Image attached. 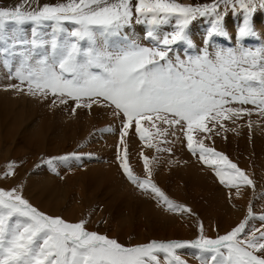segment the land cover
I'll use <instances>...</instances> for the list:
<instances>
[{"label": "snow or ice", "instance_id": "6c2138e0", "mask_svg": "<svg viewBox=\"0 0 264 264\" xmlns=\"http://www.w3.org/2000/svg\"><path fill=\"white\" fill-rule=\"evenodd\" d=\"M31 5L32 0H20L14 7H0V57L9 68V78L19 82L10 88L45 99L51 94L60 104L71 99L75 102L74 113L77 108H91L93 104L111 109L121 117V144L133 124L139 139H146L141 126L144 120L155 118L172 127L180 126L188 150L213 169L221 185L237 190L241 185L253 186V181L226 155L206 147L203 141L194 146L192 133L211 131L208 123L214 128L221 119L251 114L250 109L227 107L231 103L251 104L264 115V47L251 50L241 43L258 37L251 18L264 10V0H212L207 4L68 0L37 8ZM221 5L242 13L243 20L236 30L233 48L210 52L214 37L231 40L223 27ZM206 15L211 16L212 23L200 54L187 59L176 55L173 60L170 46L176 42L196 47L186 29L197 17ZM170 21L175 23L170 35L161 38L154 30L146 32V38L155 41L151 47L130 40L124 31L134 22L155 27ZM26 24L33 26L30 38L21 35ZM45 27L51 29L50 36L43 34ZM110 38H119L123 43L110 48ZM8 57H19L14 72ZM83 158L73 153L50 157L43 164L51 170L57 161ZM116 159L125 178L145 194L150 192L157 204L166 205L172 212H190L187 207L173 204L152 183L147 159L143 163L149 178L143 180L133 175L126 148L122 155L117 147ZM13 167L8 164L0 179L11 177ZM249 219H256L251 208L244 221L214 239L203 235L201 225V235L195 241L125 247L115 239L87 231L84 221L69 223L42 213L15 188H0V264H160L161 260L163 264H187L177 251L186 248L196 250L193 258L199 264H264V215L258 217L259 228H249Z\"/></svg>", "mask_w": 264, "mask_h": 264}, {"label": "rangeland", "instance_id": "374dc122", "mask_svg": "<svg viewBox=\"0 0 264 264\" xmlns=\"http://www.w3.org/2000/svg\"><path fill=\"white\" fill-rule=\"evenodd\" d=\"M19 2L20 0H0V7L11 8ZM67 2L68 0H38L37 3V0H32L31 6L32 8H37L45 4L55 5ZM177 2L182 4H207L211 3L212 0H177ZM221 10L224 12L222 23L225 30H227L229 24L234 28L240 26L239 23L241 24L243 20L242 13L234 15V12L233 15H230L229 13L232 11L225 9L223 5H221ZM260 11L258 10L254 13L251 21L253 19L257 21ZM200 17L193 20L194 23L187 28L189 33H186L188 39L193 41L196 47L189 48L185 41L176 42V44L170 46L172 51L169 53L174 60L176 55H179L181 59H187L189 56H195L202 51V41L208 33L212 18L206 15L202 16L203 19L200 20ZM209 17L211 20H209ZM168 23L175 24L174 22ZM133 24L140 25V23ZM67 27L71 28L72 25L69 24ZM137 27L145 28L148 31L153 26L145 23L142 25L141 23V26ZM173 29H175V25H173ZM43 30L45 31V29ZM171 31L173 32V30ZM49 32H51V29ZM49 32H47L46 36L51 35ZM21 35L25 38H30L31 33L21 32ZM263 35L257 38H246L245 40L248 42L246 44L241 43L243 46L245 45L244 47H248L247 49L256 50L261 48V46L264 47ZM215 38H213L209 46L210 52L219 50L214 45ZM221 38L225 39L224 37ZM233 39L236 40V37H232L231 40L225 39L233 45L232 48L236 43ZM253 40H256V44L253 43ZM144 43L146 44V42ZM181 43H183L182 46L186 47L188 56H183L175 51L176 47ZM109 45L111 44H108V47L111 48ZM146 46L150 47L147 44ZM178 52L180 53V49ZM3 60L4 57L0 60V70H2L4 80L10 85H15L16 79L9 78V68L4 66ZM16 62L19 63V57H16L12 62L9 60L11 66ZM11 71L14 72L12 67ZM23 87L26 92V85ZM11 91L12 88L10 89ZM12 99H20L22 101V105L20 102L14 104L17 105L14 110L17 112L22 110V112H19L21 114L19 120L14 121L15 118L12 119L13 121L8 120V118L5 120L4 116H2V113L4 115V109L0 107V177H3L8 170V164L14 165L12 169L13 175L7 179H0V188L4 190L17 189L32 206L42 213L62 219L68 215L69 220H64L69 223L84 221L87 231L105 235L109 239H115L125 247L142 246L149 242L195 241L201 235L199 231L201 225L203 226V235L214 239L219 235L226 234L244 221L249 208L252 209L253 216L256 217V219H249V228L252 226L259 228L261 226L258 217L264 215V207H262L264 205V115L260 114L259 110L253 105L231 103L227 107L250 109L251 114L242 113L240 117L221 119L214 128L211 123H208L207 126L212 129L211 131L202 133L199 130H194L195 132L192 133L195 146L199 144V135H205L202 140L211 141L212 136L220 140V138L225 139L227 134H231L232 138L237 141L235 147H230L231 149L229 148L228 150L224 149L227 152L220 149L221 152L222 150L224 151L221 154L226 155L231 162L235 163L253 181V186L241 185L239 190H237L236 188L221 185L213 169L202 164L198 155H193L188 150L184 129L178 132L182 136L177 137L178 130L176 128L180 126H175L174 129L176 130H170L171 127L161 120L155 118L154 121L144 120L141 122V126L145 129L146 139L144 141L139 139L133 124L129 129V135L124 138L125 143L121 144V117L114 115L109 108L93 104L92 106L94 108L97 107L98 110L101 108L106 110L105 113L101 117L91 113L93 107L91 109L87 107L77 108L78 123L81 124L82 121L79 118V112H81L82 116L85 114V118H89L90 122L85 125H77L76 123L77 126L73 127L74 132H76L75 137L72 138L70 136L72 127L67 126L68 120L75 121L73 116L75 114L72 111V108L75 107V102L71 99H67L65 104H60L59 99L51 94L45 99L43 96L33 97L14 89ZM53 100H56L55 104L52 103ZM27 103L38 104L36 107H38L39 111L29 107L30 105ZM41 103L53 106V109L51 111H41V108H44L40 106L42 105ZM62 109L66 110V112L69 110L70 114L66 113V115L64 113L65 115L59 122L60 117L57 114L62 112ZM38 112L42 113L43 116L53 117V123L49 125L52 129L51 127L44 128L40 136V128H38V133L34 134L35 128L39 125L31 123L33 118V120L38 118ZM87 112L89 113L87 114ZM109 118L112 119L110 120ZM100 119L103 120V123ZM114 123L117 126L114 134H111L110 138L106 137L103 139V131H108L109 128L112 129ZM153 123H155V127ZM221 124L223 127H221ZM58 126L62 127L66 134L64 136L63 129L60 130L64 136L62 138L54 135V132L56 134L59 133L54 131ZM46 129H49V134L44 132ZM132 131V137L136 134L135 139L140 146V153L137 156L138 164H134V161H130L127 156L133 175L142 180L149 178L144 171L143 163V160L147 159L152 173V183L159 187L173 204L187 207L190 212L177 213L168 211L166 205L156 203L150 192L145 194L125 178L116 155L112 156L113 150L111 148H116L117 154V147L119 146L123 155L125 148L127 149L126 145L129 143ZM169 133L172 139L169 138ZM230 139L231 137L227 136L224 141L228 142ZM110 143H116V146L114 144L111 146L109 145ZM149 144L152 147H148ZM206 147L213 148L210 143ZM231 150H234L235 153L231 154ZM150 152L151 156L149 155ZM73 153L84 158L81 160H69L66 163L57 161L54 169L51 170L48 165L43 164V161L50 157L71 155ZM89 156L91 158H88ZM109 162L113 164L114 169L107 173L104 166ZM37 165L41 166L37 167ZM254 172L257 173L256 177ZM208 177L211 180H208L209 187L204 186L203 188L205 189L199 187V182L196 181L204 182ZM50 179L51 181H49ZM43 180L48 181L46 182L49 184V186L47 184L49 187V189H46L47 192L45 190L39 192L40 188H42ZM210 184H212V189H210ZM141 201H143L144 205H147L150 211H154L151 216L156 218V220L152 225H150L148 218L146 219L144 214H142ZM177 251L181 254V258L187 261V264H199V261L193 258L196 250L186 248ZM160 264H163L162 260Z\"/></svg>", "mask_w": 264, "mask_h": 264}, {"label": "bare ground", "instance_id": "6f19581e", "mask_svg": "<svg viewBox=\"0 0 264 264\" xmlns=\"http://www.w3.org/2000/svg\"><path fill=\"white\" fill-rule=\"evenodd\" d=\"M228 13V12H227ZM230 15H233L234 14V12H231V13H229ZM240 14V13H239ZM229 15V16H230ZM234 15H237V13L235 12V14ZM228 16V15H227ZM262 16H264V10H261L260 11V14H259V18L257 19V21L256 20H252L251 21V26H252V28H253V30L258 34V36L260 37V36H262L263 34H264V18H262ZM210 18V17H209ZM208 18V19H209ZM200 20L201 19H203V17L201 16L200 18H199ZM209 20H211V18L209 19ZM232 20V19H231ZM170 22H173V21H170ZM135 23V22H134ZM194 23V21H192V23L191 24H193ZM145 24H147V23H145ZM190 24V25H191ZM142 25H143V23H142ZM173 25H175V24H173ZM173 25H172V23H165V24H161V25H159V26H155V27H151L152 29L151 30H154L155 32H156V34L159 36V37H163V35H170L171 33H172V31L171 30H175V29H173ZM208 25V24H207ZM239 25H240V23H239ZM134 26H136V27H134ZM137 26H141V23H140V25H137V24H133L131 27H129V28H127V29H125L124 31H125V33H126V35L128 36V38L130 39V40H134L135 42H137L138 44H140L141 46H146V44L145 43H142V40H141V37H142V35H143V33H145L146 32V30L147 29H141L142 27H137ZM145 26V25H144ZM143 26V27H144ZM147 26V25H146ZM32 25L31 24H26V25H24L23 26V29H22V32H24V33H31V31H32ZM236 27V26H235ZM168 28H170V29H168ZM238 28V27H237ZM237 28H234V27H232V25H228L227 26V32H229L230 34H231V38L232 37H236V35H235V33H236V30H237ZM45 29V31L44 30H42V32L46 35L47 34V32H49L50 31V28H48V27H45L44 28ZM170 30V31H169ZM49 33H51V32H49ZM186 33L188 34L189 32H188V30L186 29ZM195 33V32H194ZM28 35V34H27ZM264 36V35H263ZM198 37V36H197ZM202 38V37H201ZM226 39V38H225ZM250 39V38H249ZM228 40V39H227ZM234 40V42L236 41L235 39H233ZM233 42V43H234ZM248 42V41H247ZM122 43H123V41L121 40V39H119V38H110L109 39V41H108V44H111V45H109V46H111V48H116V47H119V46H121L122 45ZM231 43H232V41H231ZM246 44V43H245ZM253 44V43H252ZM148 45V44H147ZM233 46V45H232ZM245 46V45H244ZM261 47H263V46H261ZM248 48V47H247ZM8 59L12 62V61H14L16 58H13V57H8ZM18 62H16V63H13V65L11 66L13 69H14V71H15V67H17L18 66ZM12 82V81H11ZM16 84H17V80H16ZM8 87H7V86ZM9 85L10 84H8L7 82H6V80H4V76H3V74H2V70H0V107H3V109H4V115H3V113H2V116H4V118H5V120L8 118V120H12L13 118H15L14 119V121H16V120H19V118H20V116H21V114H19V112H22V110H20V111H16V110H14V109H16V108H14L15 106H17V105H14V104H16V103H18V102H20V104L22 103V101H20V99H18V100H15L16 99V96H15V99L13 100L12 99V93H13V89H12V91L10 92V87H9ZM9 89V91H8V89ZM26 87H27V85H26ZM25 96V95H24ZM27 102V101H26ZM28 105H30L29 107H32V108H35V109H38V107H36V105H38V104H31V103H27ZM27 104H25V105H27ZM42 104V103H41ZM12 105H13V108H12ZM22 105V104H21ZM20 105V106H21ZM18 106H19V104H18ZM40 106H42V107H44V108H41V111L42 110H45V111H51L52 109H53V106H48V104H42V105H40ZM93 107V106H92ZM64 109H66V108H64ZM64 109H62L61 111L63 112H58V117H60V119H59V122H61V118L66 114V113H69V110L66 112V110H64ZM69 109V108H68ZM91 109V108H90ZM37 111H39V109L37 110ZM44 111V112H45ZM105 111L106 110H104L103 108H101L100 110H98L97 109V107H93L92 108V111H91V113L92 114H94V115H96L97 114V116L99 115V116H103V114L105 113ZM3 112V111H2ZM39 113V112H38ZM65 113V114H64ZM81 112H79V118L80 119H82V121H81V124L80 123H78V114H77V112L75 111V115H73L74 116V118H75V121H72L71 119L70 120H68L67 121V126H70V127H72V131L70 132V136H72V138H74L75 137V133L76 132H74V129H73V127H75V126H77V125H85V124H88L89 122H90V120H89V118L87 119V118H85L86 116H85V114H84V116H82V114H80ZM89 112H87V114H88ZM70 114V113H69ZM67 115V114H66ZM43 114L42 113H39L38 114V118H36L35 120H31L32 122V124H37V125H39L38 127H36L35 128V131H34V134H37L38 133V128H40V130H39V136H40V134H41V131L43 132V129L44 128H50L51 126H49V125H51L52 123H53V121H52V119H53V117L52 116H47V115H45V116H43ZM57 119V118H56ZM69 119V118H68ZM110 119V118H109ZM112 119V118H111ZM110 119V120H111ZM101 121H102V123H103V120L102 119H100ZM13 121V120H12ZM65 121H66V119H65ZM109 122H111V121H109ZM6 123V122H5ZM76 123H77V125H76ZM113 123V122H112ZM111 123V124H112ZM48 125V126H47ZM109 125H110V123H109ZM32 126V125H31ZM113 128L111 129V128H109L108 129V131H103V134H102V138L104 139V138H110V135L111 134H114V132H115V130H116V123H114L113 124ZM152 126V125H151ZM54 127V126H53ZM107 127V126H106ZM150 127V126H149ZM171 127V129L170 130H172V129H174V127H172V126H170ZM13 128V127H12ZM51 129H52V127H51ZM63 128L62 127H60V126H58L57 127V129H55L54 131H56V132H59V133H55L54 132V135L55 136H61V138H62V136H63V134H64V136L66 135L65 133H64V129H63V134L60 132V130H62ZM178 131H177V133L178 132H181V131H183V128H181V127H179V128H176ZM176 129H174V130H176ZM76 130V129H75ZM135 130V129H134ZM133 130V131H134ZM99 131V130H98ZM133 131H132V133L130 134V137H129V143L126 145V147H127V156H128V158H129V160L130 161H134V164H138L139 162H138V155H139V153H140V146H139V144H138V141L135 139V136H136V134L134 135V137H132L133 136ZM44 132L45 133H47V134H49L50 132H49V129H46V130H44ZM161 132V131H160ZM176 132V131H175ZM193 132H195V131H193ZM1 134V133H0ZM155 134H157V133H155ZM210 134H212V133H210ZM9 135V134H8ZM169 135V138H170V133L168 134ZM39 136H35V137H39ZM63 136V137H64ZM89 136V135H88ZM180 136H182V134L181 133H178L177 134V137H180ZM221 136V135H220ZM227 136H229V137H231V139L228 141V142H225L224 140L227 138ZM227 136H225V139H221L220 138V140H222V141H220V140H217L216 138H215V136H212L211 137V141H205V140H202L203 139V137H205V135L204 136H198V138H200V140L198 141V142H201V140L202 141H204L203 143H204V145L205 146H207V144L208 143H210L211 144V146H213V149H215V151L217 150L218 152L220 151V149H226V150H228L230 147H235L236 146V144H237V141L235 140V139H233L232 138V135L231 134H227ZM147 137V136H146ZM206 137H208L207 135H206ZM222 137V136H221ZM223 138V137H222ZM170 139H172V138H170ZM172 141V140H171ZM216 141H218V142H216ZM220 141V142H219ZM224 143V144H222V143ZM12 143V142H11ZM186 143H187V141H186ZM115 145L116 146V143H110L109 145ZM187 145V144H186ZM78 146V145H77ZM195 146V145H194ZM231 149V148H230ZM111 150H113V153H112V156L113 155H116V148H111ZM222 150V152H224V151H226V150H224L223 151ZM98 152V151H97ZM155 152V151H154ZM221 151H220V153H222ZM227 152V151H226ZM230 153L231 154H233V153H235L234 152V150H231L230 151ZM229 153V154H230ZM226 154H228V153H226ZM149 155L151 156V152L149 153ZM185 155V154H184ZM109 156L111 157V155L109 154ZM103 157H105V155H103ZM166 157V156H165ZM136 161V162H135ZM246 161V160H245ZM245 161H242V162H245ZM141 162V161H140ZM111 162H109L106 166H104V168H105V170H106V172L107 173H109L112 169H114V167H113V164H110ZM133 164V163H132ZM115 171H116V169H115ZM60 172V171H59ZM113 172H114V170H113ZM256 174L257 173H255L254 172V175H255V177H256ZM145 175V174H144ZM119 177H120V175H119ZM254 177V176H253ZM52 178V177H51ZM195 179V178H194ZM208 180H210V178L208 177V179L206 180V181H204V182H200V181H196V179H195V181L196 182H199V184H198V186L199 187H202V189H205V188H203L204 186H208L209 187V183H208ZM49 181H51V179L49 180ZM211 181V180H210ZM43 183L41 184V187L42 188H40V190H39V192L40 191H42V190H45V192H47V190L46 189H49V184L48 183H46V182H48V181H46V180H43L42 181ZM37 183V182H36ZM47 184H48V186H47ZM211 185V187H210V189H212V184H210ZM193 186V185H192ZM48 187V188H47ZM36 188H38V187H36ZM39 189V188H38ZM54 189H56V188H54ZM57 189H59V187H57ZM206 189H208V188H206ZM49 193V192H48ZM71 202V201H70ZM263 202V201H262ZM140 205L142 206V214H144V217H146V219L148 218V220H149V223H150V225H152L153 223H155V220H156V218H153L151 215H152V212H154L153 210H151L150 211V209H148L147 208V205H144V203H143V201H141V203H140ZM69 206V205H68ZM71 207V206H70ZM262 207H264V205L262 206ZM245 208V207H244ZM245 216V215H244ZM245 218V217H244ZM243 218V219H244ZM64 219L66 220V221H68L69 220V218H68V215L66 216V217H64ZM148 225V224H147ZM148 227V226H147ZM153 230H154V228H153ZM123 233H124V231H123ZM121 234H122V232H121Z\"/></svg>", "mask_w": 264, "mask_h": 264}]
</instances>
